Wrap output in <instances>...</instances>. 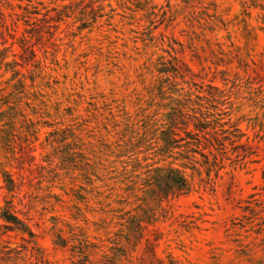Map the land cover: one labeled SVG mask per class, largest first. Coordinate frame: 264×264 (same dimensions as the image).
<instances>
[{"label":"rangeland","instance_id":"obj_1","mask_svg":"<svg viewBox=\"0 0 264 264\" xmlns=\"http://www.w3.org/2000/svg\"><path fill=\"white\" fill-rule=\"evenodd\" d=\"M207 2L222 21L214 32L199 18L201 9L193 14L182 0H35L40 19L55 18L58 12L62 16L31 27L16 21L14 14L22 13L18 1L0 0V51L8 50V62L22 64L20 44L27 36L36 52L30 65L17 67L21 75L15 80L0 64V95L5 96L0 98V207L7 194L4 170L23 182L13 201L35 236L30 242L21 231L6 230L0 219V264H72L70 253L54 246V218L84 228L93 243L111 250L110 256L121 254L117 244L125 240L100 229L103 206L84 191L91 189L84 170L95 158L118 167L116 153L132 136L127 121L165 113L169 101L159 93L157 73L162 57L190 69L184 73L190 83L185 91L195 90L194 83L207 91L208 85L225 91V108L244 135L240 143L247 145V158L226 162L210 180L195 175L194 191L162 204L160 222L146 231L123 264H264L262 247L250 251L263 243L264 234L257 236V226H239L243 202L263 184L262 16L254 11L246 24L241 0ZM23 77L25 91L14 87ZM7 97L11 103L6 104ZM16 104L26 118L13 109ZM59 130L71 136L69 150L63 143L49 144L50 134ZM63 156L70 159L68 165L61 164ZM95 187L105 190L101 181ZM77 207L82 211L78 221ZM92 260L109 262L101 251Z\"/></svg>","mask_w":264,"mask_h":264},{"label":"trees","instance_id":"obj_2","mask_svg":"<svg viewBox=\"0 0 264 264\" xmlns=\"http://www.w3.org/2000/svg\"><path fill=\"white\" fill-rule=\"evenodd\" d=\"M15 1H18L17 7L22 10V13L14 14L16 21H24L28 27L38 22L42 24V20L45 24L48 23L45 20L59 21L62 16V13L58 12L55 18L45 15L40 19L42 13L34 4L35 0ZM207 1L209 0H182V3L192 10L193 14L197 8L201 9L199 18L206 20V30L214 32L219 27L218 23L222 21L211 14V7L214 4ZM241 6L242 15L245 17L243 23L246 24L252 19L254 11L260 12L263 26L259 29L264 32V0H241ZM0 16L3 17L1 11ZM26 33H29L28 30ZM20 45L24 64H19L16 59L8 62V56L4 53L8 50L0 51V64L7 68L6 71L13 72V80L21 75L18 66H28L36 59V52L29 37L23 36ZM177 65L175 58L167 61L161 58L157 69L160 81L158 88L162 99L169 101L163 105L165 113L146 114L139 121L132 119L127 121L126 129L132 136L116 153V163L119 166H107L95 158L88 160L84 170L87 176L86 183L91 187L90 191L87 189L84 191L93 194L103 206L100 229L106 231L108 235H119L125 240L124 243L121 241L117 244L119 247L117 252L121 254L114 253L110 256L108 252L111 250H103V247L93 243L84 228L70 224L65 219L54 218L52 227L54 246L70 253L72 264H95L92 257L98 251L109 260L105 264H123L124 261H130L133 252L144 239L146 231L160 222V210L165 201L192 193L195 175L201 177L205 174L210 180L213 174L218 176L225 169L226 162L239 163L247 158V145L240 143L244 135L238 123L232 120L230 112L225 108L228 101L225 91L212 85H208L207 91L196 83L192 85L195 90L189 88L185 91L184 85L190 86V83L186 81L184 73L191 72L186 65L180 68ZM180 79L181 82L178 81ZM15 85L14 87L22 91L26 90L24 77L19 78ZM3 97L5 96L0 95V98ZM7 100L6 104L11 103L8 97ZM19 106L16 104L13 109L26 118ZM7 114L3 112L4 116ZM39 133L40 129L35 127L34 135L38 137ZM50 136L53 140L48 137L49 144L63 143L69 150L68 141L71 136L65 130L56 131ZM4 141L11 147L9 138H5ZM28 148L31 150V146L27 144ZM61 160L63 165L70 162L65 156L60 162ZM49 165L52 166L50 163ZM58 168L49 167L48 173ZM1 175L3 189L7 192L5 204L0 207V219L4 222L5 229L19 230L29 236L30 242H35L29 224L19 217L13 201L23 182L18 183L14 175L8 171L2 170ZM98 181L103 183L104 191L95 187ZM57 197L59 202H63L60 196ZM82 199L85 200L84 197ZM112 204H117L121 208L111 209ZM128 207L130 209L126 211ZM77 210L80 213L74 216L76 221L81 217L79 215H82L79 207ZM241 210L240 228L245 229L249 226L254 229L257 226L255 232L257 236L264 234V173L263 184L243 202ZM114 227L118 228L117 232H114ZM260 247L264 250V240L261 245L250 246V251L254 253Z\"/></svg>","mask_w":264,"mask_h":264}]
</instances>
